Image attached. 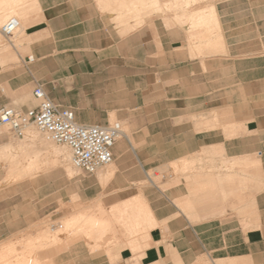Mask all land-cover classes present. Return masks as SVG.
<instances>
[{"label":"crops","instance_id":"crops-1","mask_svg":"<svg viewBox=\"0 0 264 264\" xmlns=\"http://www.w3.org/2000/svg\"><path fill=\"white\" fill-rule=\"evenodd\" d=\"M0 4V18L36 11L18 21L28 51L0 61V107L34 106L40 82L77 123L128 128L94 173L55 168L28 182L39 185V219L107 227L101 242L56 244L53 264H264V0ZM10 139L23 137L0 134V152L19 148ZM9 188L0 201L14 200ZM5 212L0 263L37 264L38 234L9 247L36 220L16 227Z\"/></svg>","mask_w":264,"mask_h":264},{"label":"rangeland","instance_id":"rangeland-1","mask_svg":"<svg viewBox=\"0 0 264 264\" xmlns=\"http://www.w3.org/2000/svg\"><path fill=\"white\" fill-rule=\"evenodd\" d=\"M3 9V7H0V12ZM35 12L36 11L34 10V8H15L14 12H9V14L4 16V18L0 19V26L11 16L17 18L19 17L21 21H24V18L26 19L27 14L33 15L35 14ZM26 27L27 25L24 22L23 27L17 29L15 35L10 38V41L0 35V61L2 63L17 62L18 59L16 56V52L24 53L28 51L27 44H29L30 39L26 34ZM29 97L31 98V100H33V105H35L36 101L33 99L32 95H30ZM115 121V118H111L109 120L110 123H113ZM120 124L121 129L123 128L128 133V128L126 127V125L123 122H120ZM4 133H8L9 135H11V133L5 126H0V134ZM9 143L18 145L19 148L14 147L7 152L5 150L3 152H0V191L3 193V196L6 197L7 194L5 191H7L6 189L8 187H10L9 194L14 192L15 198L14 200L0 201V212L6 213V210L10 211V209L13 208L15 213L16 227H22L27 224V219L37 221L31 223L30 226L26 228V230L20 235L19 239H17L18 242L11 244L9 247L20 249L25 239H27L28 237H34L38 234L39 246L36 248H31L30 251L33 257L29 256V262L32 258H34L39 261L37 264H53L51 260L56 250V244H59L60 246L62 245L59 249L66 250L67 246L76 241L89 240L84 234L78 233L77 231V228L79 227L78 225L82 220L74 221V219L71 218L55 220L54 218L50 217L39 219L40 216L38 217L37 214H41L42 212L39 210L37 202V199L40 195L38 190L39 185H31L28 182L33 180V178L38 174L50 171L55 168H57L59 174L63 173L64 175H67L69 177L74 176L78 173H92H86L84 171L74 169L71 166V155L69 148V156L67 157V148L65 150V146L47 141L44 138V135L34 125H30L27 127L23 135V139H10ZM56 151H60L61 154H58ZM7 153H13V157L8 158ZM39 158L46 161V165L44 166V168L29 166V163H32ZM8 171L11 173L14 172L15 176L13 178H7ZM148 174L150 177H154V182L159 181V174L153 176L151 171L148 172ZM20 181L27 182L16 184ZM145 183H148V181H146ZM53 186L54 184L51 183V185H47V188H53ZM43 188H45V186H43ZM3 196L0 195V197ZM29 200H31V202H29ZM97 208L98 207L96 206L94 209ZM29 212H31L29 217H23L24 214L26 215ZM85 220L89 222V228L92 229L93 226L97 227V229H95V233H97V238H99L98 241H103L104 236L107 234V231H105L106 226H104L103 222L96 221L95 219ZM85 227H87V224H85ZM98 228H102V231H99Z\"/></svg>","mask_w":264,"mask_h":264},{"label":"built area","instance_id":"built-area-1","mask_svg":"<svg viewBox=\"0 0 264 264\" xmlns=\"http://www.w3.org/2000/svg\"><path fill=\"white\" fill-rule=\"evenodd\" d=\"M18 25L17 18H8L0 27L2 36L12 38ZM31 60L32 57L27 58L28 62ZM32 96L36 103L26 110L0 107V126L21 138L26 128L34 125L50 142L65 144L70 150L71 166L86 173H94L112 162L111 147L122 135L118 122L104 126L77 123L72 109L54 103L40 82L35 83Z\"/></svg>","mask_w":264,"mask_h":264},{"label":"bare ground","instance_id":"bare-ground-1","mask_svg":"<svg viewBox=\"0 0 264 264\" xmlns=\"http://www.w3.org/2000/svg\"><path fill=\"white\" fill-rule=\"evenodd\" d=\"M1 19V18H0ZM18 21L20 20V18L18 17V19H17ZM1 27V26H0ZM16 33V32H15ZM0 35H2L1 34V32H0ZM15 35V34H14ZM9 41H10V39H8ZM7 41V40H6ZM27 129V128H26ZM24 133H25V131H24ZM122 133V132H121ZM122 136V135H121ZM44 138H45V136H44ZM46 139V138H45ZM47 140V139H46ZM47 141H49V140H47ZM58 145H63V146H65V150H66V148H67V157L69 156L68 155V147L65 145V144H58ZM58 154H61L60 153V151H56ZM62 152V151H61ZM65 155H66V151H65ZM85 224H87V227H85ZM79 227L77 228V231H78V233H82V234H84L86 237H88L89 239H92L93 241H98V239L99 238H97V233H95V229H97V227H95V226H93V228L91 229V228H89V222L88 221H86V220H82L80 223H79V225H78ZM85 228H88V229H85ZM98 230L99 231H102V228H98ZM91 231V232H90ZM76 235V234H75ZM84 236V237H85ZM75 238V237H74Z\"/></svg>","mask_w":264,"mask_h":264}]
</instances>
